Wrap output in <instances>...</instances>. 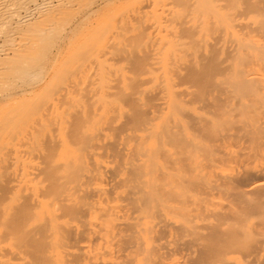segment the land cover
Wrapping results in <instances>:
<instances>
[{"label": "bare ground", "instance_id": "bare-ground-1", "mask_svg": "<svg viewBox=\"0 0 264 264\" xmlns=\"http://www.w3.org/2000/svg\"><path fill=\"white\" fill-rule=\"evenodd\" d=\"M135 1L0 0V264H264V0Z\"/></svg>", "mask_w": 264, "mask_h": 264}, {"label": "rangeland", "instance_id": "rangeland-1", "mask_svg": "<svg viewBox=\"0 0 264 264\" xmlns=\"http://www.w3.org/2000/svg\"><path fill=\"white\" fill-rule=\"evenodd\" d=\"M143 0H139V1H135V3H134V5L136 6V5H138V4H141V3H143L142 2ZM134 1H132V3H133ZM134 5H132L133 7H128V8H131L129 11H131V10H134V8H135V6ZM131 6V5H130ZM138 9V8H137ZM107 11H109V9H107L106 10V12ZM117 12H118V10H117ZM119 12H121V11H119ZM135 12V11H134ZM131 13V12H130ZM107 14V13H106ZM118 14V13H117ZM132 15H133V13H132ZM131 17H133V16H131ZM117 18V17H116ZM116 22H118V20L117 19H114ZM114 20H113V22H114ZM120 21V20H119ZM115 22V23H116ZM120 23V22H119ZM141 24L140 25H142V21L140 22ZM94 24V23H93ZM117 24V23H116ZM113 25V24H112ZM118 25V24H117ZM116 25H114V27H115ZM135 26H136V23H135ZM138 26V25H137ZM129 27V29H131L130 28V26H128ZM140 27V26H139ZM91 28H92V26L90 27V31L88 30L87 32L88 33H90L91 32ZM125 29H126V27H125ZM128 28H127V31L129 30ZM135 29H137V27L136 28H134V31H137V30H135ZM139 29V28H138ZM122 31V30H121ZM126 31V32H127ZM131 32H133V30H130ZM130 31H129V35H127L128 33H126L125 35H123V36H126L125 37V39L127 40L128 38H129V40H135V37L136 38H138L136 41L137 42H140L138 45H137V47H135V45L137 44L136 43V41L135 42H133L132 41V43H134V44H132V46L134 47V48H130V50H132V52H133V50L135 51V52H133V54L132 55H137V57H135L134 59H132V60H134V61H131L130 60V56H132L130 53H132L131 51L129 52V49L127 50V54H125V53H123L122 51V56H121V58H123L124 57V55H125V58H124V61L123 60H121V62L120 63H123L124 65H123V67H125L126 65L128 66V68H130V67H132L133 65V67L131 68V69H133L134 70V72L132 71V73L133 74H138L137 72H139V73H141L142 72V70H143V64H145V60H143V59H141L138 55L140 54V52H139V54L137 53V50L140 48V44H145V41H147V39H145V37H143L142 38V36L141 35H137V36H131V33H130ZM124 32V31H123ZM122 32V33H123ZM119 33H120V31H119ZM135 33V32H134ZM133 33V34H134ZM137 33V32H136ZM138 33H139V31H138ZM84 34H86V33H84ZM118 35V34H117ZM121 35V33L119 34V36ZM123 36H121V38L123 37ZM115 37H117L116 35H115ZM115 37H114V44L112 43V44H110V46L108 47V51H111L112 49H115V48H119L120 46L121 47H124L125 45H127V44H122V43H126V41H125V39H121L120 37V39L117 41L116 39H115ZM141 37V38H140ZM112 38V37H111ZM124 38V37H123ZM132 38V39H131ZM110 39V38H109ZM145 41H144V40ZM113 40H112V42H113ZM116 40V41H115ZM129 40H127V42L129 43V42H131V41H129ZM104 41V40H103ZM103 41H102V43H103ZM119 41L120 42H122V43H119ZM119 43V45L117 44V45H115L116 43ZM108 43H111V40H108V42H107V46H108ZM136 43V44H135ZM147 43H149L150 44V42L149 41H147ZM122 44V45H121ZM129 46V45H128ZM128 46H125V47H128ZM131 45L129 46V47H132ZM146 47V46H145ZM145 47H142V48H140V51H141V49L142 50H144L145 49ZM110 48V49H109ZM136 48H137V50H136ZM122 49H124V48H122ZM115 52H116V50H115ZM114 52V53H115ZM117 53V52H116ZM119 53H120V51H119ZM135 53V54H134ZM118 54V53H117ZM121 54V53H120ZM128 54H130V56H128ZM127 55V56H126ZM82 56H87V55H84V54H82ZM131 58H133V56L131 57ZM141 59V61H140V59ZM81 59H83V57L81 58ZM138 59V60H137ZM87 60V59H86ZM85 60V58H84V61H86ZM120 60V59H119ZM130 60V61H129ZM83 61V60H82ZM83 61V62H84ZM123 61V62H122ZM126 61V62H125ZM136 61V62H135ZM119 62L117 61V63H118V65H116V66H118L119 67V69H120V67L122 66V64L121 65H119ZM126 63V65H125V63ZM130 62V63H129ZM80 63H81V61H80ZM80 63H78V64H80ZM82 64L83 63H81V65L80 66H82ZM129 64H130V67H129ZM84 65H86V63L84 64ZM88 65L90 66V64H87L86 66L88 67ZM142 65V66H141ZM217 65H219V63H217ZM217 65L215 64V61L214 60H210V61H206V67L204 68V72L203 71H201L200 73H197L195 70H193V69H191V70H189V72L187 73V75H186V77L183 79V81L184 82H189V83H197L196 85H198L199 86V88L201 89L200 91H199V93H196V95L192 98V100L190 101L191 103L189 104V106L190 107H196L197 109H198V111L199 112H202V113H210V114H212V115H216V110L210 105V94H211V92L213 91V88H211L210 86L205 90V88H206V86H208L207 84H209V82H210V76H212L213 74H215V73H217L219 70H220V68H218L217 67ZM127 66L125 67V68H123V67H121L122 69H124V70H121L120 69V71H122V73L125 71V69L127 68ZM137 66V67H136ZM220 66V65H219ZM141 67V68H140ZM90 68H91V66H90ZM136 68V69H135ZM68 69H70V68H68ZM88 69V70H87ZM118 69V70H119ZM138 69V70H137ZM71 70V69H70ZM68 71V72H71V71ZM207 70V71H206ZM81 71H83V69L81 70ZM81 71H80V73H81ZM86 71H88V75H89V72H90V70H89V68H86ZM86 71H85V73H86ZM94 71V70H93ZM129 72V69L127 70L126 69V71L125 72ZM131 71V70H130ZM119 72V71H118ZM117 72V74L118 75H116L117 76V78L119 79V80H121V75L119 74ZM127 72V73H128ZM92 73H94V72H91V74ZM67 74H69V73H67ZM71 74V73H70ZM68 75V76H72V75ZM73 74V73H72ZM79 74V73H78ZM77 74V75H78ZM124 74H126V73H124ZM124 74H123V76H124ZM129 75L128 76H130V74H131V72L130 73H128ZM196 74V75H195ZM76 75V74H75ZM76 75V76H77ZM82 75H86V74H81V76ZM88 75H86V77H85V79H86V81H88L89 80V78H87V76ZM93 75V74H92ZM132 75V74H131ZM199 76V77H196V76ZM201 75V76H200ZM206 75V76H205ZM207 75H209V76H207ZM122 76V77H123ZM195 77V78H194ZM188 78V79H187ZM208 78V79H207ZM82 79V78H81ZM88 79V80H87ZM193 79V80H192ZM197 79H198V81H197ZM203 80V81H202ZM200 81V82H199ZM200 83V84H199ZM202 86H204V87H202ZM204 90V92H201V91H203ZM130 101V100H129ZM150 103L152 104L153 103V100L152 101H150ZM132 106H134V109H133V115H132V117L130 118V120H132V123L133 122H135V124L137 123V124H139V122H141L144 118H145V115H144V111L139 107V106H136V105H132ZM140 110V111H139ZM182 117L186 120V121H188L189 122V124H190V126L192 127V130L197 134V137H198V139L199 140H201L203 143H208V142H210V139H211V136H209V134L206 132V131H204V125L203 124H199V123H197L195 120H193L191 117H188V115L187 114H185V113H182ZM128 122V121H127ZM128 127H132V124L131 123H128V125H127ZM212 140V139H211ZM231 142H233V141H231ZM234 144H236V143H238V144H240V143H243V142H240L238 139H236V140H234V142H233ZM201 154H204V151H203V153H201ZM255 180H259V179H255ZM251 182L252 181V179H250V180H248V181H244L243 183L244 184H246V183H248V182ZM253 242H255V243H253V245L254 244H256V241H253ZM251 245H252V243H250V245H246V246H249L250 248H251ZM248 248V247H247ZM209 250H211V251H209ZM208 253V254H207ZM213 254V248L212 249H208L207 251H205V252H202L201 254H200V257L201 258H199L200 260H202V258H203V260L202 261H200L199 259H198V261L195 263V264H207L208 262H209V260L211 259L210 258V256L209 255H211V257L213 256L212 254ZM209 259V260H208ZM199 261H200V263H199ZM205 261H206V263H205Z\"/></svg>", "mask_w": 264, "mask_h": 264}]
</instances>
